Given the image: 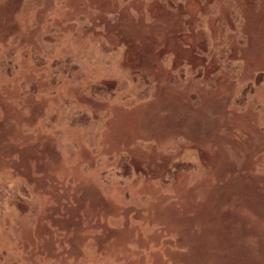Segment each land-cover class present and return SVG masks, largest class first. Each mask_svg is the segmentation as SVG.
Instances as JSON below:
<instances>
[{
    "label": "rangeland",
    "instance_id": "1",
    "mask_svg": "<svg viewBox=\"0 0 264 264\" xmlns=\"http://www.w3.org/2000/svg\"><path fill=\"white\" fill-rule=\"evenodd\" d=\"M0 264H264V0H0Z\"/></svg>",
    "mask_w": 264,
    "mask_h": 264
}]
</instances>
